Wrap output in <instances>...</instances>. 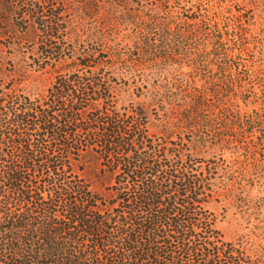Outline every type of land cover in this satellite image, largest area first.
<instances>
[{
	"label": "trees",
	"instance_id": "1",
	"mask_svg": "<svg viewBox=\"0 0 264 264\" xmlns=\"http://www.w3.org/2000/svg\"><path fill=\"white\" fill-rule=\"evenodd\" d=\"M179 1L140 15L134 0H0V264H264V239L226 240L210 209L250 208L264 83L236 30L225 40L215 14ZM183 59L211 68L206 84L174 75ZM130 87L158 99L157 133L120 103ZM196 149H242L250 166Z\"/></svg>",
	"mask_w": 264,
	"mask_h": 264
},
{
	"label": "rangeland",
	"instance_id": "2",
	"mask_svg": "<svg viewBox=\"0 0 264 264\" xmlns=\"http://www.w3.org/2000/svg\"><path fill=\"white\" fill-rule=\"evenodd\" d=\"M138 3V6L141 11L138 13L140 15L147 14V10L154 5L150 4V0H134ZM181 6L190 8L191 11L196 10L197 5L201 8V11L208 9L209 14H215L218 22L219 28L223 32V38L225 40L231 39V30L234 29L237 31L239 37H241L242 42L247 48L249 58L251 60L246 61V64L251 68V73L254 74L255 71H258L256 74L260 77V81L264 83V0H181ZM175 5L173 1L170 3V10L174 8L171 7ZM158 14H161V7L158 1ZM228 33H224V32ZM132 29L129 27L127 33H131ZM238 39V36L236 37ZM235 37L233 40H237ZM227 43L234 47V52H237L238 44H233L231 41ZM181 58V56L179 55ZM178 57V58H179ZM245 58L248 56L245 55ZM252 61L253 63H251ZM178 63L173 64L174 68L178 71L174 73H183L185 77L183 79H190L191 85L197 87L206 84L208 81V74L211 68L207 70H195L196 63L193 59L186 60L183 59L181 62V67H178ZM216 67H212V71ZM67 69L65 68L64 63L60 66H57L55 70L47 69L41 74L40 85L38 91L46 89L51 82L54 80L55 76L60 73H65ZM254 71V72H253ZM232 77L234 82L238 85L242 83L246 88L250 85L247 84L246 80L240 81L243 78V74H237L234 68L231 69ZM38 74V73H34ZM165 73H162L160 76V81L165 77ZM178 77V76H176ZM187 77V78H186ZM194 80V81H193ZM159 81V78H158ZM155 81L152 80L151 83ZM150 88V85L148 86ZM257 88V87H256ZM29 90V89H27ZM237 92L234 96L232 95L234 101L237 103L239 109L242 112H250L255 108V104L252 102V97H246L243 99V95H238V91L233 87V91L230 93ZM242 96V97H241ZM132 102L135 106H139L147 114L149 120V127L151 133L158 132V120L156 114H158V99L153 98L149 93H143L140 96H136V92L133 87H130L120 99V103L127 104ZM249 140V137H245V141ZM195 152V151H194ZM193 152V153H194ZM196 156L203 157L205 159L212 157L213 155L218 156L221 154L222 158L226 160L227 163L237 162L242 166H250L251 159L249 155L244 154V150L239 149H222V150H213V149H196ZM257 158H260L257 155ZM264 172L255 170L253 167L248 168V174L246 178L248 179V184L246 185V197L249 201V209H246V206L238 207L235 205L227 203L211 204L210 209L213 210L217 215L220 221L217 222V227L221 230L226 240H233L237 237L252 233L258 235L260 240L264 239ZM225 217L221 219V213L224 208Z\"/></svg>",
	"mask_w": 264,
	"mask_h": 264
}]
</instances>
